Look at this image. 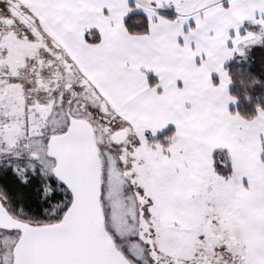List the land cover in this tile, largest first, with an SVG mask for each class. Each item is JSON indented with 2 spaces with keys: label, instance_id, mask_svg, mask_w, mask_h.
Here are the masks:
<instances>
[{
  "label": "snow or ice",
  "instance_id": "obj_1",
  "mask_svg": "<svg viewBox=\"0 0 264 264\" xmlns=\"http://www.w3.org/2000/svg\"><path fill=\"white\" fill-rule=\"evenodd\" d=\"M234 80L264 87V0H0V264H264Z\"/></svg>",
  "mask_w": 264,
  "mask_h": 264
},
{
  "label": "trees",
  "instance_id": "obj_2",
  "mask_svg": "<svg viewBox=\"0 0 264 264\" xmlns=\"http://www.w3.org/2000/svg\"><path fill=\"white\" fill-rule=\"evenodd\" d=\"M255 74V73H253ZM257 78L259 79L260 76L257 74ZM245 89L241 88L238 81L234 80L233 85L230 86V94L238 97L239 103L235 105L232 111L239 110L241 115H252L255 112V106L257 104L264 107V87L257 86L254 89L247 90V94L250 96L249 100L244 99ZM173 133L171 129H168L162 135H159L157 138L158 141H164V137L170 136ZM154 140V141H157ZM166 143V141H164Z\"/></svg>",
  "mask_w": 264,
  "mask_h": 264
},
{
  "label": "crops",
  "instance_id": "obj_3",
  "mask_svg": "<svg viewBox=\"0 0 264 264\" xmlns=\"http://www.w3.org/2000/svg\"><path fill=\"white\" fill-rule=\"evenodd\" d=\"M229 91H230V88H229ZM234 107H235V106L230 105V110L233 109ZM168 129H171L173 132L175 131L174 126L169 125L166 129H164V130L158 132L156 137H158L159 135H162V134L165 133ZM147 133H148L149 135H151L150 132H147Z\"/></svg>",
  "mask_w": 264,
  "mask_h": 264
},
{
  "label": "rangeland",
  "instance_id": "obj_4",
  "mask_svg": "<svg viewBox=\"0 0 264 264\" xmlns=\"http://www.w3.org/2000/svg\"><path fill=\"white\" fill-rule=\"evenodd\" d=\"M169 16H171L172 15V13L171 12H169V13H167ZM256 74V73H255ZM235 108V107H234ZM233 108V109H234ZM146 137L148 138V140L150 141V142H153L154 140H157L158 138L157 137H152V135H149L147 132H146ZM162 142V141H161ZM164 142V141H163Z\"/></svg>",
  "mask_w": 264,
  "mask_h": 264
}]
</instances>
